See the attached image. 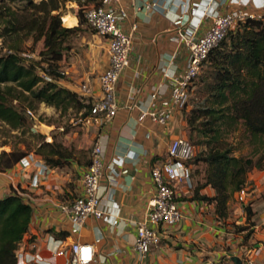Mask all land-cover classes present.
I'll return each instance as SVG.
<instances>
[{"label": "crops", "instance_id": "crops-1", "mask_svg": "<svg viewBox=\"0 0 264 264\" xmlns=\"http://www.w3.org/2000/svg\"><path fill=\"white\" fill-rule=\"evenodd\" d=\"M145 1L122 0L121 6L128 12V18L121 21L120 26L125 32L134 34L133 51L130 65L118 82L117 99L121 109L114 119L99 128L97 138L95 136L104 151L105 177L100 189V206L111 220L91 217L79 232H73L70 220L63 217L60 210L51 203L56 198L62 201L75 198L72 191L61 187L58 180L63 176L58 171L62 168H56L48 181L50 188L33 190L37 196L34 204L32 203L34 214L30 229L23 239L30 251H38L43 256L50 257L55 246L53 238H57L51 230L68 231L70 237L64 239L66 244L77 240L95 243L98 264H140L135 247V222L145 216L149 201L155 193L151 169L156 163L166 160L169 144L174 138H188V123L182 110H177L170 123L165 126L153 123L148 117L140 120V117L151 107L153 87L171 84L172 75H181L186 69L189 51L176 39L179 27L183 26L184 30L196 29V35L201 36L212 24L211 18L204 17V11L209 6L208 0H147L156 4L155 9L151 10L145 8ZM214 1L219 4L220 12L231 10L242 2L250 12L264 16V8L260 9L256 0ZM74 2L77 7H74ZM182 3L184 6H181ZM94 5L96 4L89 3L83 7ZM66 9L63 18L71 22L68 26H79L78 2H67ZM66 16H71L72 20ZM134 26L137 27L135 31ZM94 37L98 39L91 41L92 47L86 65L83 67L72 62L65 69L67 78L60 80L61 85L91 97L93 101L102 94L100 75L109 68L108 44L96 33ZM82 85H87L90 93L82 91ZM169 96L170 92L165 95ZM115 159L123 162L116 163L113 167L111 163ZM73 164L82 175L87 165L76 161ZM108 166L111 168L108 169ZM111 169L116 175L115 180H111ZM0 175L10 186V189L5 188L0 192V198L28 188L30 180L20 167L0 171ZM249 180L255 185L250 199L253 205L252 229L256 246L258 241H264V170L250 173ZM181 191L184 193L182 196L191 195L183 186ZM62 192L67 198H60ZM79 192L81 193V189ZM202 193L214 196L216 192L207 187ZM236 195L237 193L233 195L229 205L236 200ZM179 205L185 218L148 255L143 264H235L229 253L240 256L248 246L239 245L241 233L230 231L231 219H218L213 203L190 201L182 197ZM239 211L244 212L239 207L236 208V212ZM240 219L245 217L240 216ZM115 220L117 223H114ZM261 258L264 259V249Z\"/></svg>", "mask_w": 264, "mask_h": 264}, {"label": "trees", "instance_id": "trees-1", "mask_svg": "<svg viewBox=\"0 0 264 264\" xmlns=\"http://www.w3.org/2000/svg\"><path fill=\"white\" fill-rule=\"evenodd\" d=\"M69 1L74 0H0V38L16 42L0 52V122L39 139L35 148L29 142L28 149L14 146L10 151L2 150L1 172L13 169L32 149L54 169L75 161L82 163L64 143L46 141L45 135L36 133L34 116L29 113L35 114L42 103L60 114L71 111L75 116L82 111L87 114L93 106L91 97L61 85L63 76L55 71L64 59L69 36L81 30L80 25L66 27L61 23ZM75 1L79 4L77 15L84 5L100 2ZM80 19L83 21L82 16ZM30 37L34 43L44 40L46 50L42 55L47 57L26 62L21 45L24 38ZM44 63L55 67L47 73L51 80L42 74L46 72ZM206 63L209 66L197 83L192 108L187 109V104L182 109L188 123V139L196 133L198 144L204 147L190 161L192 179L200 174L199 169L194 171V165H205L203 181L193 183L191 195L182 197L213 203L217 218L226 220L233 195L243 188L252 191L255 185L249 180L250 173L264 170V16L250 18L230 31L211 50ZM207 187L215 190L214 196L202 193ZM33 214L32 204L17 192L0 198V264H16V250L30 229ZM248 214L251 215L250 208ZM244 230L246 227L241 229ZM51 231L58 239L70 237L68 231ZM252 237L253 231H248L244 242Z\"/></svg>", "mask_w": 264, "mask_h": 264}, {"label": "built area", "instance_id": "built-area-1", "mask_svg": "<svg viewBox=\"0 0 264 264\" xmlns=\"http://www.w3.org/2000/svg\"><path fill=\"white\" fill-rule=\"evenodd\" d=\"M208 2L209 6L204 11V17L211 18L212 24L206 32L197 36L196 29L184 30L183 26H180V31L176 35L177 41L185 45L189 51L184 73L173 74L169 85L162 84L159 87H153L151 107L141 115L140 120L148 117L153 123L168 125L175 112L184 109L188 104L191 86L201 74L211 50L217 47L230 31L236 30L248 19L261 17L247 10L242 2L226 12H220L219 4H216L214 0H208ZM256 2L260 9L264 8L263 1L256 0ZM121 3L122 0H101L99 5L89 7L85 13L89 26L98 36L106 40L109 55V68L100 75L101 96L93 101V106L87 114L82 111L74 118L76 124L83 125L88 129L103 127L114 119L121 109L117 99L118 82L124 70L130 65L134 45V34L125 32L120 26V22L128 18V12L121 6ZM182 5L184 6L183 3ZM155 7V3L145 1L146 9L151 10ZM136 28L134 26L133 31ZM60 73L61 75L67 74L65 70ZM47 79L51 80V76L48 75ZM81 89L90 93L87 85H82ZM168 92H170V96L165 97ZM29 113L35 117L34 112L29 111ZM103 152L100 142L95 139L90 163L84 168L81 175L79 196L69 201H62L58 198L51 201L52 205L60 210L61 215L70 220L73 232H79L91 217L105 221L111 220L100 206L102 200L100 189L105 177ZM196 154V146L188 138L177 137L169 144L166 160L153 165L151 175L155 193L149 201L145 216L135 222L137 229L135 247L140 264H143L148 255L156 247H159L162 241L170 235L172 229L185 218L178 198L184 194H182L181 186L187 193H190L193 187V170L190 161L195 158ZM120 162L122 163L123 160L115 159L111 166L114 167L116 163ZM16 166L27 173L30 182L26 189L33 192V190L42 187L50 188L48 181L51 179L54 168L34 152L22 158ZM111 166H108V169ZM115 179L116 175L111 169V180ZM26 189L17 190V193L31 203L35 197ZM252 191L243 188L236 192V201L241 205L243 211L249 204H252L250 199ZM114 223L117 221L115 220ZM53 239L55 246L51 250L50 257H45L38 251L31 253L27 245L23 241L20 242L16 250V264L99 263L95 243L77 240L66 244L64 239L55 237ZM260 243L262 247H245L242 250L240 257L243 264H257V257L264 247V241H260ZM33 247L35 248V245Z\"/></svg>", "mask_w": 264, "mask_h": 264}, {"label": "rangeland", "instance_id": "rangeland-1", "mask_svg": "<svg viewBox=\"0 0 264 264\" xmlns=\"http://www.w3.org/2000/svg\"><path fill=\"white\" fill-rule=\"evenodd\" d=\"M74 7H77V3L74 2ZM16 5V6H14ZM71 5V4H70ZM13 7H18L17 4H13ZM89 6V5H88ZM88 6L83 7L80 9V14L77 16L78 23L80 25V31L77 33L72 34L68 38V49L65 50L64 59L60 64L59 70H56L57 73H60L61 71H64L66 67L71 66L72 62H76L81 64L83 67L86 65V61L88 60V54L91 51L92 42L94 39H98L94 37L95 31L89 26L88 21L86 19L85 13ZM80 16L83 17V21H81ZM62 25L69 27L68 24L65 23L64 18H61ZM71 23V22H70ZM77 27V26H76ZM2 29L0 25V30ZM16 42L9 41L4 42L2 38H0V52L4 53L8 46L11 44H15ZM100 43V42H98ZM22 47V56L25 57L27 60L26 62H31L32 60H39L41 58H45L47 56L42 55V52L46 50L45 42L44 40L34 43L33 39L24 38V42L21 45ZM209 64L205 63L204 67L202 69V72L198 78H196L195 82L193 83L190 99L188 101V107L187 109H191L192 105L194 104V99H196L195 91L198 89L197 83L200 80L201 75L208 69ZM42 67L46 70V72H42V74L45 76V78L48 77V71L50 72L54 71V68H49L47 63H44ZM61 74V73H60ZM64 80L67 78V75H62ZM75 115L71 111L67 114H60V112L56 111L55 108L49 107L45 104H39L37 106V109L35 110V117H34V131L36 133L45 135L46 141H54L57 140L59 143H64L66 146H68L70 149L73 150V153L75 155V159L79 160L80 162L84 163L87 161H90L91 159V152L93 148V144L95 141L96 133H98V128L92 127L91 129H88L84 127L83 125L76 124L74 122ZM238 135V134H237ZM40 140L42 137H39ZM51 139V140H49ZM25 140V141H24ZM234 142H236V139H232ZM39 139L37 140L35 136L33 137L30 133L27 134H21V131L19 130H11L6 124H3L0 122V152L2 150L10 151L12 147L18 146L22 149H28V143L31 142L34 146L38 144ZM190 141L196 145L197 153L202 151L204 147L202 145L198 144V141H200L199 137L196 136V133L194 134L193 139H190ZM5 143H8L4 145ZM34 149H32V152ZM31 152V153H32ZM204 168L205 165L203 163L195 164L194 165V171L196 169H199L200 174L197 177H194L193 183L196 184L198 181H203V175H204ZM60 176H63L61 180H58L61 184L62 188H68L72 193H74L75 198L80 195L79 190L81 189V181L79 182L81 175L77 170V167L72 164L66 167H63L61 170L58 171ZM62 181V182H61ZM10 189V186H8L7 181L0 175V192L3 189ZM27 191H30L29 189H26ZM32 195L35 196L34 192L30 191ZM60 198L64 199L63 197L67 198V195L62 192L60 194ZM66 200H70V198H67ZM179 200H182L180 197ZM31 203L34 204V201H31ZM241 205L234 200L233 203L231 201V205H229L228 209V218L231 219L230 223V231L234 233H241L240 244L239 245H246L248 247L254 246V237H252L249 241L244 242L243 236L248 231H253L252 226L254 225V222L252 220L253 215V205L249 204L245 211L242 212H236V208H240ZM248 208L251 209V215L248 214ZM242 210V209H241ZM240 216L245 217V219L241 220ZM237 221H243L241 223H238ZM243 227H246L247 230L241 231ZM257 243H260L258 241ZM264 249V247H263ZM263 249L259 256L257 257V264H264V259L261 258V255H263ZM31 253H34L35 251H30ZM146 260V259H145Z\"/></svg>", "mask_w": 264, "mask_h": 264}, {"label": "water", "instance_id": "water-1", "mask_svg": "<svg viewBox=\"0 0 264 264\" xmlns=\"http://www.w3.org/2000/svg\"><path fill=\"white\" fill-rule=\"evenodd\" d=\"M256 247L259 248V247H262V244L261 243H257L256 244ZM229 256L231 258V260L235 263V264H243V260L240 256L234 254V253H229Z\"/></svg>", "mask_w": 264, "mask_h": 264}, {"label": "bare ground", "instance_id": "bare-ground-1", "mask_svg": "<svg viewBox=\"0 0 264 264\" xmlns=\"http://www.w3.org/2000/svg\"><path fill=\"white\" fill-rule=\"evenodd\" d=\"M66 17H68V19L72 20L71 16H66Z\"/></svg>", "mask_w": 264, "mask_h": 264}]
</instances>
